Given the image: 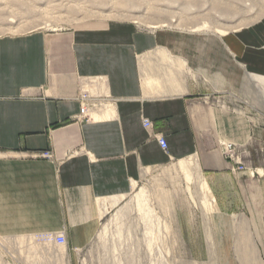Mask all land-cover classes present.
<instances>
[{
	"label": "crops",
	"instance_id": "0c3cea01",
	"mask_svg": "<svg viewBox=\"0 0 264 264\" xmlns=\"http://www.w3.org/2000/svg\"><path fill=\"white\" fill-rule=\"evenodd\" d=\"M84 86L109 103L89 122L76 121ZM222 142L247 166L264 153V16L223 35L118 21L0 35L4 257L20 238L63 233L72 263L96 236L102 204L171 161L195 158L213 188L250 180L230 172Z\"/></svg>",
	"mask_w": 264,
	"mask_h": 264
},
{
	"label": "rangeland",
	"instance_id": "374dc122",
	"mask_svg": "<svg viewBox=\"0 0 264 264\" xmlns=\"http://www.w3.org/2000/svg\"><path fill=\"white\" fill-rule=\"evenodd\" d=\"M262 16L264 0H0V35L65 31L107 21L148 30L213 31L194 30L206 23L228 33ZM241 153L248 181H223L213 188L200 170L217 212L201 203L193 170L188 168L193 179L188 181L180 160L171 161L149 170L130 195L101 216L96 236L71 253V264H264V153L247 155L253 168ZM186 160L190 166L195 158ZM34 240L13 242L11 257L5 258L7 242L0 238V264H47L39 253L46 246Z\"/></svg>",
	"mask_w": 264,
	"mask_h": 264
},
{
	"label": "built area",
	"instance_id": "2783aa9c",
	"mask_svg": "<svg viewBox=\"0 0 264 264\" xmlns=\"http://www.w3.org/2000/svg\"><path fill=\"white\" fill-rule=\"evenodd\" d=\"M77 101L80 104V111L79 114L76 116V121L79 122H89L92 118V115L96 111L102 110L109 104L105 98L98 96L96 93H92L91 90L86 88L85 86L79 91ZM142 125L147 130L151 129L152 127L151 122L147 119H144L142 121ZM154 138L157 140L161 150L166 152L167 146L163 136L160 134H156L154 135ZM220 148L224 158L231 164L230 172L232 174L235 175L246 170L245 165L242 162V153L238 149V146L232 143L222 142L220 143ZM38 157L44 159H51V154L48 152H44L38 155ZM34 238L35 241L42 244V246H46L42 247V249H44L45 254L50 257L49 264H71L70 261L66 259L65 255L62 257L61 254L57 255L54 254L52 251H49L50 246H54L56 249H60L66 245V239L63 233L44 234L35 236ZM61 257L63 259V262L59 261Z\"/></svg>",
	"mask_w": 264,
	"mask_h": 264
},
{
	"label": "bare ground",
	"instance_id": "6f19581e",
	"mask_svg": "<svg viewBox=\"0 0 264 264\" xmlns=\"http://www.w3.org/2000/svg\"><path fill=\"white\" fill-rule=\"evenodd\" d=\"M171 21V20H170ZM173 21V20H172ZM135 23V21H134ZM166 26V25H165ZM149 28L152 27V28H156L158 27V25H149L148 26ZM209 28L210 30L212 29L213 31H216V32H220L223 34H225L227 31L225 30H221L220 28H217V26H213L211 27V25L209 26L208 24L206 23H203L201 26H198L197 28H195L194 30H199V29H207ZM224 28V27H223ZM225 29V28H224ZM232 29V28H231ZM238 30V29H237ZM14 32L16 30H13ZM1 32V31H0ZM186 159L185 160H180L179 163H180V168L182 169L183 173L185 172V175L187 177V180L189 181L191 178H189V175H188V168L190 170H193L194 174L196 175V179H197V185L198 186V190L199 192L202 194L203 198H201V203L203 202V204L211 211V212H217V208H216V204H215V201H214V198L213 196L211 195V192H210V189L205 181V179H203L204 177L201 175L200 173V169H199V166H198V163L196 160H194V162L191 164L190 162V166L186 163ZM195 179V181H196ZM193 180V179H191ZM187 181V182H188ZM194 181V183H195ZM191 183V182H190ZM194 188V187H193ZM194 193V192H193ZM191 194V193H190ZM119 200L120 199H115V200H111V201H106V203L102 204L101 206V210H102V215L105 214V212L109 211L111 208H114L118 203H119ZM203 200V201H202ZM193 201V200H192ZM205 208V207H204ZM206 210V209H205ZM34 243H38L37 241L34 240ZM39 245H42L40 243H38ZM44 246V245H43ZM39 253L41 255H43V258L44 256L45 257V260H47V264H49V256H47L46 254H44V249H40L39 250ZM63 256V255H62ZM52 262V261H51ZM5 263V262H4ZM2 264V263H1ZM46 264V263H45Z\"/></svg>",
	"mask_w": 264,
	"mask_h": 264
}]
</instances>
